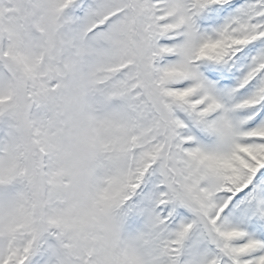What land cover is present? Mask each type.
I'll list each match as a JSON object with an SVG mask.
<instances>
[{
  "label": "snow or ice",
  "instance_id": "obj_1",
  "mask_svg": "<svg viewBox=\"0 0 264 264\" xmlns=\"http://www.w3.org/2000/svg\"><path fill=\"white\" fill-rule=\"evenodd\" d=\"M0 264H264V0H0Z\"/></svg>",
  "mask_w": 264,
  "mask_h": 264
}]
</instances>
